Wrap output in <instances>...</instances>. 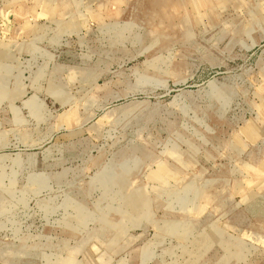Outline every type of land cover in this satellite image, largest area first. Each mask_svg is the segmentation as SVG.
Wrapping results in <instances>:
<instances>
[{"label": "rangeland", "instance_id": "1", "mask_svg": "<svg viewBox=\"0 0 264 264\" xmlns=\"http://www.w3.org/2000/svg\"><path fill=\"white\" fill-rule=\"evenodd\" d=\"M0 264H264V0H0Z\"/></svg>", "mask_w": 264, "mask_h": 264}]
</instances>
